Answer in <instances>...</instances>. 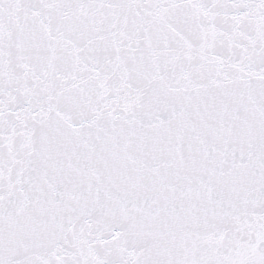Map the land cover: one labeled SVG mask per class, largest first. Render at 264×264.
<instances>
[{"label":"snow or ice","instance_id":"obj_1","mask_svg":"<svg viewBox=\"0 0 264 264\" xmlns=\"http://www.w3.org/2000/svg\"><path fill=\"white\" fill-rule=\"evenodd\" d=\"M0 264H264V0H0Z\"/></svg>","mask_w":264,"mask_h":264}]
</instances>
